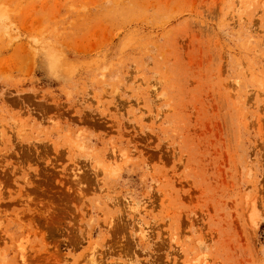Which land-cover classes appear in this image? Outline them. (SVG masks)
<instances>
[{
	"label": "rangeland",
	"instance_id": "374dc122",
	"mask_svg": "<svg viewBox=\"0 0 264 264\" xmlns=\"http://www.w3.org/2000/svg\"><path fill=\"white\" fill-rule=\"evenodd\" d=\"M0 264H264V0H0Z\"/></svg>",
	"mask_w": 264,
	"mask_h": 264
}]
</instances>
